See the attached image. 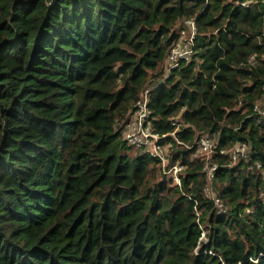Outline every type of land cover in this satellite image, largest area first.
Masks as SVG:
<instances>
[{"label": "trees", "instance_id": "16d2710c", "mask_svg": "<svg viewBox=\"0 0 264 264\" xmlns=\"http://www.w3.org/2000/svg\"><path fill=\"white\" fill-rule=\"evenodd\" d=\"M148 90L180 184L125 138ZM263 99L264 0H0V264H264Z\"/></svg>", "mask_w": 264, "mask_h": 264}, {"label": "built area", "instance_id": "2783aa9c", "mask_svg": "<svg viewBox=\"0 0 264 264\" xmlns=\"http://www.w3.org/2000/svg\"><path fill=\"white\" fill-rule=\"evenodd\" d=\"M186 29L182 31L180 41L175 43L168 55L166 71L167 76H170L177 68L180 67L182 62H190L193 59L195 39L197 36V26L195 20H186ZM149 90L143 95V98L137 103V110L133 113L129 123L126 125L124 135L128 144L135 149L149 154L153 158H159L163 161L165 173L167 175L173 172L178 173L182 170L183 166H177V163L170 165L167 155L169 152L165 149L168 146L160 143L161 137L155 133L150 121L151 110L149 108ZM256 112L264 119V99L256 107ZM197 146V153L205 158V171L208 175V180L212 181L217 166L210 165L209 160L211 156L217 152L215 141L209 136L198 137L195 141ZM251 148L246 144H237L230 153L234 163L240 158L247 160ZM225 153L224 150L221 151ZM168 165V169L166 168ZM177 184L181 183L180 177H176ZM204 194L208 198L215 200L220 210H223V203L219 199L211 197L209 186L204 190Z\"/></svg>", "mask_w": 264, "mask_h": 264}, {"label": "rangeland", "instance_id": "374dc122", "mask_svg": "<svg viewBox=\"0 0 264 264\" xmlns=\"http://www.w3.org/2000/svg\"><path fill=\"white\" fill-rule=\"evenodd\" d=\"M178 146H179V145H178ZM178 148H182V146H179ZM165 149H167L168 152L171 151V148H169V147H166ZM131 154H132V155L136 154V149H132V150H131ZM197 156H199V155H197ZM194 158H196L195 155L192 156V159H194ZM241 160H242V158H240L236 163H233V164L236 165V164H238ZM175 163H177V166H182V165L180 164V162H175ZM175 163H173V164H175ZM181 171L184 172V168H182V170L178 171V173L173 172L172 174H170V176L172 175V177L174 178V181H175L176 184L178 183V181L176 180V177L179 176V173H180ZM263 176H264V173H263ZM219 187H220V183H218V182H217V183H214V181L209 185V188H210V191H211V197H213V198H215V199H218V196H219Z\"/></svg>", "mask_w": 264, "mask_h": 264}]
</instances>
